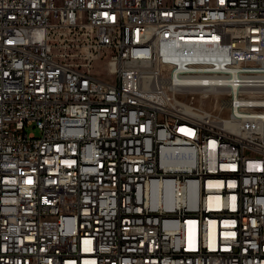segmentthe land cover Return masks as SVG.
Listing matches in <instances>:
<instances>
[{"label":"built area","instance_id":"built-area-1","mask_svg":"<svg viewBox=\"0 0 264 264\" xmlns=\"http://www.w3.org/2000/svg\"><path fill=\"white\" fill-rule=\"evenodd\" d=\"M0 264H264V0H0Z\"/></svg>","mask_w":264,"mask_h":264},{"label":"bare ground","instance_id":"bare-ground-1","mask_svg":"<svg viewBox=\"0 0 264 264\" xmlns=\"http://www.w3.org/2000/svg\"><path fill=\"white\" fill-rule=\"evenodd\" d=\"M200 70H206V62H201V57H194L191 60V72L193 76H200ZM224 107L236 108V99L232 98V93H225L222 97Z\"/></svg>","mask_w":264,"mask_h":264},{"label":"rangeland","instance_id":"rangeland-1","mask_svg":"<svg viewBox=\"0 0 264 264\" xmlns=\"http://www.w3.org/2000/svg\"><path fill=\"white\" fill-rule=\"evenodd\" d=\"M207 103H208V105L211 104L210 101H207ZM30 130L34 131V132L36 133V135H39V131H38L37 129H35V128H31Z\"/></svg>","mask_w":264,"mask_h":264}]
</instances>
